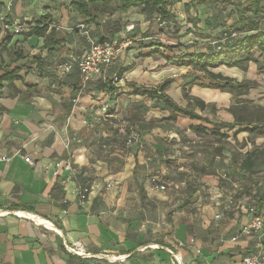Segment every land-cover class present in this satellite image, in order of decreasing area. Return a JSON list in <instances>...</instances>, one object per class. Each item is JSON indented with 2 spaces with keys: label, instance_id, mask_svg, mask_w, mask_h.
I'll return each mask as SVG.
<instances>
[{
  "label": "crops",
  "instance_id": "crops-1",
  "mask_svg": "<svg viewBox=\"0 0 264 264\" xmlns=\"http://www.w3.org/2000/svg\"><path fill=\"white\" fill-rule=\"evenodd\" d=\"M167 1L171 12L175 14L177 10L182 15L184 5L191 0ZM201 6L205 7L204 4L196 5L194 9V16L198 11V18ZM44 15L48 16L45 37H49L54 27L65 38L57 51L41 48L44 37L27 34ZM107 18L104 16L102 20L105 22ZM128 20V31L123 32L113 28L105 33L100 25V38L104 34L111 35L109 32L120 38L151 37L145 35L150 24L145 16L135 13ZM81 21L70 6L61 9L60 0H0V76L6 69L19 68L17 79L0 82V264H156L155 251L150 248L155 247L152 242L158 227L151 213L143 214L145 209L138 186L143 185L145 191L147 184L134 178L137 167L144 164V153L140 149L127 153L123 166L110 172L108 164L92 158L89 149L78 144L80 132L89 130L91 123H95L93 114H98L91 109V116L86 119L83 110L86 112V108L101 103L107 106L110 101L106 92H95L92 84L81 83L76 65L63 71L64 65L73 59L70 49L83 46L84 38L71 30ZM131 25L133 30L128 29ZM11 27H19L20 32L14 34ZM131 43L118 41L121 48L107 74L122 66L118 61L123 58L125 46H132L130 51L138 49ZM147 49L140 48L138 52L144 55ZM155 53L136 61L125 72L130 77H123V73L117 84L123 80L138 82L134 74L143 73L149 62L157 60ZM18 54L22 58H17ZM148 76L139 82L155 87V80L153 84L146 83L150 80ZM180 79L177 77L175 84ZM196 81L190 87L181 84L175 89L177 104L183 107V102L189 103L183 97L185 87L189 96L205 102L212 100L214 94L219 97L222 93L230 94L201 87L198 83L202 82ZM128 92V89L121 90L116 101ZM164 92L172 96L169 86ZM146 100L150 104L154 102ZM115 103L112 100V104ZM224 120L232 122L229 118ZM190 121L191 125H204L199 120ZM240 134V137L236 135L238 142L247 140L250 133ZM116 150L123 153L122 149ZM223 152L231 162V153ZM24 156L30 157L33 165L26 163ZM117 156L122 158L119 153ZM67 164L69 169L65 167ZM157 177L156 174L150 177L149 191L145 192L143 204L148 209L165 204V197L155 189ZM245 179L248 180V176ZM108 183L112 187H108ZM84 188L88 193L81 204L80 192ZM246 200L248 197L239 199V204H245ZM240 209L241 212L221 228L220 237L207 245L194 240L189 229L182 231L179 225L180 235H177L183 238L186 246L174 248L172 237L176 236L167 235L170 239L165 241L166 246L158 243L164 250L158 252L159 264H178L169 255L171 249L181 257L179 264H241L253 250L264 249V231L252 237L239 232L250 218L243 207ZM173 225L169 223L166 229H172ZM69 248L77 253L70 252ZM142 248L149 249L151 255H143Z\"/></svg>",
  "mask_w": 264,
  "mask_h": 264
},
{
  "label": "rangeland",
  "instance_id": "rangeland-1",
  "mask_svg": "<svg viewBox=\"0 0 264 264\" xmlns=\"http://www.w3.org/2000/svg\"><path fill=\"white\" fill-rule=\"evenodd\" d=\"M69 1L60 0L61 9L62 6L68 8ZM241 1L244 0H209L205 7L201 6L202 11L199 18L198 11L194 16L195 6L189 10V14L184 11L180 15L179 11L174 10L176 12L175 16L170 18L168 22L160 23L155 17L150 21L146 31L147 35L151 36L150 38H120L119 36L107 34H104V38L113 39L117 37V44L118 41H131L130 45H133L134 48H148L144 50L145 56L156 51V59L159 62L154 59L146 66L147 71L144 70L146 73L143 71V73L134 74L133 77L135 81H138L136 82L137 85L147 87H150V85L139 82L147 75L150 79L146 82L147 84H153V80H155L154 82L159 85L169 79L171 81L169 90L172 95L170 97L174 100L175 89L180 88L181 84L190 87L188 82L191 80L195 82L194 76L199 77L196 83L200 81L203 84H208L210 82L202 73L197 72L192 67H178L166 63L164 57H174V55H182L184 52H210L217 45L213 37L217 38L222 35L225 29H231L235 17L227 18V15L234 5ZM115 5V3H112L104 15L108 17V23L106 21L101 25L102 31L105 33L116 26L114 21L118 19L119 12H109L111 8L114 9ZM135 11L138 10L131 9L126 14H121L124 16L121 21H126V16L131 17L136 13ZM193 19L198 21L196 27L191 22ZM257 20L260 27L264 28V11ZM111 22L112 24H110ZM76 25L71 29L73 32L76 30ZM86 28L91 35L98 37L101 35L99 31H102L95 25ZM188 29L192 32L186 34L185 32ZM125 30L128 31L127 26ZM109 34H112V32H109ZM205 34H209L211 38H202ZM82 41L84 42L83 48L75 46L72 50L70 49L74 59H79L87 47L86 40ZM178 44L183 45L177 46ZM131 49L132 46H125L123 48L124 52L121 54L123 58L118 61L124 69L132 67L136 61L140 62V55L142 54H139L138 49L130 51ZM148 51L152 52L149 53ZM261 61L262 59H259L260 63H262ZM214 71H221L224 75L234 78L235 81H247L250 85L248 88L245 87L239 91L233 90L229 92L230 94H227L228 96L224 93L220 95L221 97H219V94H214L212 100L206 102L208 106L204 111L192 106L190 102H183V107L195 109L197 113L207 117L212 122H227L224 119L228 118L233 121L234 117L227 110L230 107L233 108L238 117L251 122V125L255 127L254 132L248 134L247 140L238 142L233 138L232 131H227L225 128L220 129V133H228V138H222L220 135L213 133L211 124L205 122L203 124L206 125L207 131L196 134L190 130V119L181 116H178L175 120L165 119L169 115V111L163 110L159 102L150 104L146 99L137 100L138 97H129L126 93L119 101L114 100L116 102L114 105L110 100L107 106L101 103L99 106L86 108V112L83 110L86 119L91 116V109L98 111V114H93L96 116L95 123L90 122L92 125L89 130L80 132L81 135L78 137V144L86 146L92 158L105 162L108 164L109 171L114 172L123 166L127 153H134L140 149L144 153V164L137 167L135 180L146 182V193L149 191L148 186H150L149 182L152 175L156 174L158 176L156 182L167 185L166 190L161 191L158 189L165 197L163 198L165 204H158L148 209L143 204L145 202L144 196L142 197V208L145 209L143 214L148 215L151 213L154 217L152 219L156 220L158 227L155 241L152 242L155 247L150 248L155 251L153 253L156 264L161 262L159 260L161 256L158 252L164 251L159 248L158 243H165L170 239L166 237L167 235L173 233L176 236L175 238L172 237L174 248L186 246L178 245L179 242L184 244L183 238L178 236L180 235L179 225L182 226V231L188 228L194 240L202 241L203 245H207L206 243L209 241L212 242L218 239L220 237L219 233L222 231L221 228L226 227L230 220L241 212L240 207L243 204H239V199L248 197L249 200H246L245 204L250 203L251 198H258L264 190V169H262L264 163L262 166L257 167L253 173H247L235 167L227 160L229 156H225L223 152L234 151L240 159L242 154L253 150L254 147L264 149V71L258 70L255 63H249L245 70L220 67ZM123 77L130 76L125 73ZM177 77L181 79L178 84H175ZM90 83L91 81L86 84ZM120 86L130 91V88L126 85V80L121 81ZM144 101H147V104ZM210 104L215 105V110L211 109ZM173 135H175L174 138H171ZM241 135L238 134V137ZM225 141H229L230 144ZM245 142L246 145L243 147L242 145ZM218 145L225 147V149L221 150ZM116 149H122L123 153ZM118 153L122 158L117 156ZM216 158L220 163L219 165L216 164ZM229 164H232L233 167H228ZM247 176L248 180L245 179ZM230 198L233 204L229 203ZM260 205L264 213V201ZM216 215L219 217L216 218ZM169 223H174L175 226L173 225L172 229H166V227H169ZM148 250L141 249L146 257L151 255ZM171 250L176 254L173 249ZM169 255L172 254L169 253Z\"/></svg>",
  "mask_w": 264,
  "mask_h": 264
},
{
  "label": "trees",
  "instance_id": "trees-1",
  "mask_svg": "<svg viewBox=\"0 0 264 264\" xmlns=\"http://www.w3.org/2000/svg\"><path fill=\"white\" fill-rule=\"evenodd\" d=\"M115 3L114 9L111 8L109 12H119L118 19L114 21V28L117 31H125L126 26L129 23L128 16H126V21H121L124 18L121 14H126L131 9H136V13L142 14L149 21L153 20L155 17L159 18V22H168L170 18L175 15L169 9V1L167 0H71L69 3L70 8H72L82 19L83 25L90 26L95 25L100 27L104 22L102 19L107 13V8ZM209 3V0H191L189 3L184 5L185 13L189 14L190 7L198 6L202 4ZM264 11V0H244L238 2L229 11L228 17H235V21L232 23L231 29H225L222 35L215 38L216 47H214L210 52H193L186 53L182 55H174V57L165 56L164 59L166 63H170L176 66H189L197 72L202 73V75L209 80L210 83L203 84L198 83L201 87L218 89L220 91H239L242 88H248L249 83L247 81H235L234 78L224 75L221 71H214L220 67L227 68H238L240 70H245L249 63H255L257 69L264 71V28L260 27L257 18ZM189 18V17H188ZM48 16L44 15L41 17L37 24L28 31V36L34 35L37 37H44L42 49L47 51H57L60 49L62 44L65 42V38L56 31L54 27L50 29L49 37H45V32L48 29V24H46ZM194 26H197L198 21H191ZM108 23V21H107ZM112 24V22L110 23ZM119 28H121L119 30ZM133 30V29H132ZM230 30V31H228ZM78 32V30L76 29ZM90 32V31H89ZM192 31L188 29L185 33H191ZM232 34H235L232 36ZM112 35V34H111ZM147 36V33H145ZM98 41H112L113 39H105L104 36L100 38L98 36L92 35ZM202 38L210 39L209 34L203 35ZM183 44H178L181 46ZM149 46V45H147ZM153 46V45H150ZM141 58L147 56L140 55ZM17 58H22V55H16ZM262 59V63L259 62ZM113 64V63H112ZM112 64L110 66H112ZM109 66V67H110ZM105 70L104 76L93 77L90 81L92 84V90L95 92L104 91L108 94L110 100H116L119 96L122 88L117 82L121 79L123 73L127 72L130 68L124 69L123 67H117L115 71L111 74H107ZM19 68L16 67L12 70L6 69L4 73L0 76V82L3 80L12 81L17 79V73ZM195 81L199 79L198 76H194ZM88 81V82H90ZM171 81L165 80L161 84L155 87H145L142 85H137L134 82H126V85L130 88L128 92L129 95H138L146 99L154 100V102H159L162 105L163 110L169 111V115L165 117L168 120H175L178 116L186 117L190 120H199L213 126V133L220 135V137L227 139V134H221L220 129L225 128L227 131L233 130V138L236 140V135L240 132L253 133L255 127H253L251 122L246 121L242 117H238L233 108H228V112L234 117L232 122H212L207 117H203L195 111L193 108H185L177 104L169 95L164 91L170 85ZM192 80L188 84H192ZM187 85V84H186ZM183 97L188 102L192 103V106L204 111L208 104L198 97L189 96L183 89ZM211 109L215 110V105L210 104ZM190 130L196 134L205 133L207 127L204 125H191ZM230 144L229 141H225ZM246 142L243 143V147ZM218 147L223 150L225 147ZM264 148V147H263ZM260 150V151H259ZM231 152V163L235 165L240 171L247 173H253L257 167L262 166L264 163V149L255 148L251 151H246L241 155L239 159L234 151ZM263 169V168H262ZM141 197L145 196V191L143 185L138 186ZM249 200V199H248ZM264 201V190L261 192L260 196L253 197L250 200V204L255 205V212L248 214L251 218L253 215H259L262 212L261 203ZM249 218V220H250ZM147 244L141 243L140 245ZM162 246H166L164 243H159ZM264 252V249L259 248ZM256 252V251H255ZM177 264V263H175Z\"/></svg>",
  "mask_w": 264,
  "mask_h": 264
},
{
  "label": "built area",
  "instance_id": "built-area-1",
  "mask_svg": "<svg viewBox=\"0 0 264 264\" xmlns=\"http://www.w3.org/2000/svg\"><path fill=\"white\" fill-rule=\"evenodd\" d=\"M159 21V18H157ZM161 23V22H160ZM5 27L8 28V25ZM75 28L78 30L79 34L86 40L87 47L84 49L81 57L79 59H71L67 64L64 65L63 71H68L74 64H76L79 79L82 84H86L90 81L93 77L104 76L105 70L115 61L117 55L119 53V49L121 48L118 46L116 40L108 41H98L94 38L89 30L86 28L85 25L82 23H78ZM133 26L128 29H132ZM14 34L20 32L19 27H13L11 30ZM235 34H232V36ZM24 161L30 165H33V161L30 157L24 156ZM69 169V165L65 166ZM108 187H112L110 183L107 184ZM156 188L163 191L167 189V185L164 183L156 182ZM88 189L84 188L80 192V200L81 204H83L87 198ZM229 203L233 204L232 199H229ZM241 207L244 208L246 214L254 213L255 212V205L254 204H243ZM219 216L216 215V218ZM264 228V213H260L259 215H253L248 224H246L239 232L245 236L252 237L254 234H258ZM179 246L183 245L182 242L178 243ZM70 252L77 253L74 248H69ZM172 254L176 262L180 263V259H178L174 253L169 250ZM241 264H264V252L260 249L256 252H253L247 256H245Z\"/></svg>",
  "mask_w": 264,
  "mask_h": 264
},
{
  "label": "bare ground",
  "instance_id": "bare-ground-1",
  "mask_svg": "<svg viewBox=\"0 0 264 264\" xmlns=\"http://www.w3.org/2000/svg\"><path fill=\"white\" fill-rule=\"evenodd\" d=\"M43 222V221H42ZM43 223H45V222H43ZM46 224V223H45ZM178 259H180V261H181V257L178 255V254H174Z\"/></svg>",
  "mask_w": 264,
  "mask_h": 264
},
{
  "label": "water",
  "instance_id": "water-1",
  "mask_svg": "<svg viewBox=\"0 0 264 264\" xmlns=\"http://www.w3.org/2000/svg\"><path fill=\"white\" fill-rule=\"evenodd\" d=\"M179 264V263H178Z\"/></svg>",
  "mask_w": 264,
  "mask_h": 264
}]
</instances>
